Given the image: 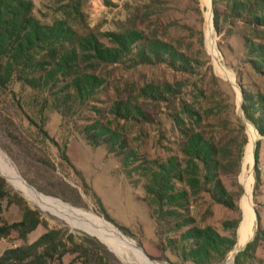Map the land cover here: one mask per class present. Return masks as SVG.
Segmentation results:
<instances>
[{
    "label": "trees",
    "instance_id": "16d2710c",
    "mask_svg": "<svg viewBox=\"0 0 264 264\" xmlns=\"http://www.w3.org/2000/svg\"><path fill=\"white\" fill-rule=\"evenodd\" d=\"M88 1L48 0L47 11H37L33 0H0V129L15 143L25 144L23 135L15 132V118L26 121L36 140L55 144L86 185L67 153L68 143L59 147L46 128L54 113L63 123L76 125L82 120L80 135L86 142L103 147L129 180L141 183L142 199L157 233L167 237L166 247L183 264L225 261L238 242L243 217L225 221L228 234H223L211 225L198 224L191 203L209 194L212 202L241 213L224 175L239 174L248 135L244 119L235 112L232 119L222 117L225 106L220 98L225 89L221 86H230L229 82L213 70L212 79L201 84L159 77L142 82L128 79L115 87L113 95L110 77L104 73L109 67L136 70L164 64L192 76L198 63L183 50L181 41L171 43L156 32H147L136 16L120 30L101 33L88 22ZM213 7L215 29L228 39L225 47L232 52L237 41L246 63L264 79V0H213ZM237 26L242 30L235 31ZM237 78L244 117L264 137V93L245 89L240 72ZM230 90L227 93L233 98L231 86ZM189 93L191 100L185 97ZM164 133L171 136L173 147L164 146ZM148 140L153 153L145 150ZM261 149L262 140L255 153L256 192L262 183ZM135 174L137 181H133ZM5 203L20 207V221L6 220ZM98 203L104 217L114 222ZM40 213L15 195L0 175V240L16 234L25 242L7 248L0 264H121L97 238L76 235L67 227L51 229L27 243L28 236L44 223ZM262 234L259 226L255 239L237 254L236 264H254Z\"/></svg>",
    "mask_w": 264,
    "mask_h": 264
},
{
    "label": "rangeland",
    "instance_id": "374dc122",
    "mask_svg": "<svg viewBox=\"0 0 264 264\" xmlns=\"http://www.w3.org/2000/svg\"><path fill=\"white\" fill-rule=\"evenodd\" d=\"M33 1L37 5V11H47L46 3H48V0ZM85 11L91 27L98 29L101 33L120 30L127 25L129 20H134L136 16L138 24L141 28L146 29L147 32H156L160 38L171 43L181 41L183 50L191 56L194 62L198 63V71L192 76L182 72H175L164 64L154 67L140 66L136 70L128 69L125 66L109 67L104 73L110 77L109 81L113 95L115 94V87L117 85L123 86V83L128 79L142 82L143 80L159 77L161 79L167 78L170 81L188 79L190 82L201 84L204 80L208 82L212 79L213 70L217 77L229 82L235 95L232 98L228 94H231L230 86L222 84L221 87L225 89V93L220 98L225 106L222 117L224 120L232 119L234 112L242 117L247 126L248 143L251 135L250 130L255 131L257 134L255 150L257 142L262 140L259 163L262 183L256 192L255 164L253 162L252 167L249 164L245 165L244 157L246 156V151L239 174L230 172L224 175L225 183L232 192L233 199L241 208V213L233 211L225 205L212 202L209 194H204L197 202L191 203L193 204L192 215L197 218L198 224L211 225L221 233L228 234L223 223L243 217L242 207L247 193L245 180L252 176L251 200L254 210H258L261 215V222L258 221V225L257 220H255L253 226L254 235L248 238L245 245L248 241L251 242L255 239L258 228L261 226L263 236H261L257 248L254 264H264V137L258 133L255 125L247 120L248 124L243 115L244 97L237 78V72L244 76L243 85L247 90L264 93V79L246 63L247 56L245 51L237 44V41H233L234 48L232 52L225 47L228 42L227 37L224 34L220 35L215 29L213 0H89ZM209 15L213 26L211 35L209 32ZM241 30L242 28L238 26L235 28V31ZM213 45H215V49ZM216 60L235 75L234 81L223 74ZM235 84L240 86L241 91ZM207 88L211 91L212 87ZM214 89L216 88L214 87ZM213 93H216V90ZM216 96L218 97V94ZM185 97L191 100V93L185 95ZM232 103H235L236 107L233 108ZM163 110H166V113L168 112L165 107ZM15 119L17 125L15 132L23 135L21 136L25 138V144L19 145L15 143L0 129V151H3L2 153L14 165L27 184L48 197L70 204L75 209L92 212L99 217L105 218L101 213L99 200L101 206L115 223L105 219L123 234L134 239L138 246L144 249L145 254L150 259L156 260L155 262L159 264H183L166 247L165 241H167V237L157 233V227L152 219L150 209L142 199L145 192L141 187V183L134 184L132 180H129L121 172L118 160L110 156L103 147L96 148L86 142L84 137L80 135L82 120H78L76 125L73 122L63 123L61 116L54 113L51 115V120L46 128L50 132L51 137L60 144L59 147L63 148L68 143L67 153L72 163L84 177L86 185L75 168L61 158V154L55 144L49 142L46 145L39 137L36 140L34 132L27 128V122L17 117ZM148 132L152 133V136L155 135L152 129H149ZM164 136L167 138L164 140V146L173 147L170 143L171 136L165 133ZM143 139L146 140V136ZM145 148V150L153 153L151 140H148V145ZM138 179L139 177L135 174L133 181ZM7 182L15 195L24 198L30 208L41 212L40 215L44 221L28 236L27 243L34 242L44 233L54 228L67 227L71 233L76 235L87 234L80 231L86 228L77 224L69 216L57 214L54 211L47 214L42 209L34 206L21 190L10 184L9 181ZM241 187H243V190H241ZM22 213L18 205L5 203L4 216L8 222L20 221ZM117 225L126 228L130 233H125ZM21 244H25V242L17 239L16 234L12 235L11 239L0 240V256L7 248ZM232 252L225 261L217 264H227L226 262L230 259ZM114 256L121 264H128L120 255L119 257L122 260L115 254ZM71 259L67 258L66 261L69 262ZM186 264L193 263L188 262Z\"/></svg>",
    "mask_w": 264,
    "mask_h": 264
},
{
    "label": "bare ground",
    "instance_id": "6f19581e",
    "mask_svg": "<svg viewBox=\"0 0 264 264\" xmlns=\"http://www.w3.org/2000/svg\"><path fill=\"white\" fill-rule=\"evenodd\" d=\"M210 20L209 32L210 35L213 32V26L211 24V17L208 16ZM215 49V45H213ZM216 57V53L214 52ZM218 60V59H217ZM217 65L222 70L223 74L231 80H235V75L230 72L227 68L222 66L218 61ZM220 73V72H219ZM250 140L247 145V153L245 156V165H253L254 154L255 153V143L257 139V134L255 131L250 130ZM0 151V172L5 178L15 186L17 189L21 190L25 197L36 207L42 209L44 212L49 214L54 211L57 214H63L72 218L77 224L83 226V229L92 235H97L102 238V240L108 244L115 253L120 255L128 264H159L152 259H150L145 252L139 248L138 244L131 237L126 236L121 231H119L115 226L107 221L105 218L99 217L92 212H85L82 210L75 209L70 206V204L63 203L55 198L48 197L44 195L32 186L26 183L25 179L16 170L14 165L8 160V158ZM247 166V165H246ZM252 176L245 180L246 186V197L244 199L243 207L248 216V222L243 223L241 228V238L237 249L231 254L230 259L227 264H234L235 255L237 250L241 249L245 242L254 235V222L256 220V213L252 203V186H251ZM90 230V231H89Z\"/></svg>",
    "mask_w": 264,
    "mask_h": 264
},
{
    "label": "water",
    "instance_id": "95a60500",
    "mask_svg": "<svg viewBox=\"0 0 264 264\" xmlns=\"http://www.w3.org/2000/svg\"><path fill=\"white\" fill-rule=\"evenodd\" d=\"M236 85V87H238L239 88V90L241 91V88H240V86H238L237 84H235ZM244 115V114H243ZM246 121H247V119H246ZM248 122V121H247ZM248 124H249V122H248ZM259 137H261L260 135H259ZM246 151H247V149H246ZM255 153H256V150H255ZM255 153H253L254 154V164L256 163V161H255ZM245 158V157H244ZM0 175H2L3 176V174H1L0 173ZM3 178H5L4 176H3ZM6 179V178H5ZM7 180V179H6ZM8 181V180H7ZM246 189V188H245ZM242 209H243V220L240 222V225H239V228H238V242H237V244H235V246H234V250H236L237 249V246H238V244L240 243V238H241V228H242V225H243V223H245V222H248L247 220H248V216H247V213H246V211H245V209L242 207ZM255 213H256V220H257V222L259 221V216H258V213H257V211H255ZM73 229V228H72ZM80 230V229H79ZM80 231H82V232H85V233H87V234H90V235H92V233H89V232H87V231H84V230H80ZM92 237H95V238H97V240H99L101 243H103L110 251H112L117 257H119V255L118 254H116L115 253V250H113L108 244H106L103 240H102V238L101 237H99V236H97V235H92ZM248 243H249V241H248ZM248 243L244 246V247H242L241 249H239V250H237V253H236V255L238 254V253H240L241 251H243L245 248H246V246L248 245ZM139 248H141V247H139ZM143 251H144V249L143 248H141ZM233 250V251H234ZM145 252V251H144ZM146 253V252H145ZM120 258V257H119ZM121 259V258H120ZM122 260V259H121ZM154 261H156V260H154ZM234 264H236V260H235V262H234Z\"/></svg>",
    "mask_w": 264,
    "mask_h": 264
},
{
    "label": "crops",
    "instance_id": "0c3cea01",
    "mask_svg": "<svg viewBox=\"0 0 264 264\" xmlns=\"http://www.w3.org/2000/svg\"><path fill=\"white\" fill-rule=\"evenodd\" d=\"M1 240H4V239H1ZM33 242V241H32ZM32 242H30V243H32Z\"/></svg>",
    "mask_w": 264,
    "mask_h": 264
}]
</instances>
